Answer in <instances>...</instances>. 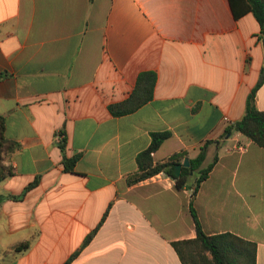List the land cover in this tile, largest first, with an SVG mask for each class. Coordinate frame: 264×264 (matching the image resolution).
Returning a JSON list of instances; mask_svg holds the SVG:
<instances>
[{
	"label": "crops",
	"instance_id": "crops-1",
	"mask_svg": "<svg viewBox=\"0 0 264 264\" xmlns=\"http://www.w3.org/2000/svg\"><path fill=\"white\" fill-rule=\"evenodd\" d=\"M258 30L228 0H0V115L17 145L0 195L37 178L21 199L0 200V264H62L107 207L69 264H180L169 242L194 236L196 172L182 189L162 172L126 184L163 130L153 162L193 158L211 141L202 164H214L192 197L201 229L253 241L264 264V147L225 131L258 78ZM145 70L156 77L151 98L111 115ZM254 100L264 110V81ZM62 155H77L72 171Z\"/></svg>",
	"mask_w": 264,
	"mask_h": 264
},
{
	"label": "trees",
	"instance_id": "trees-1",
	"mask_svg": "<svg viewBox=\"0 0 264 264\" xmlns=\"http://www.w3.org/2000/svg\"><path fill=\"white\" fill-rule=\"evenodd\" d=\"M228 4L234 18H237L244 12L251 13L258 25L259 30L257 39L260 41L264 51V0H228ZM2 75L3 74L0 73V77ZM155 78L154 71H140L136 76L134 86L128 96L119 102L107 105L109 113L113 116L124 115L146 103L151 98ZM263 81L264 59L259 69L258 78L246 96L243 114L225 130L226 132L229 130L237 131L260 147H264V110H258L256 108L254 99L256 89ZM57 133L61 134V139L57 144L60 150L63 151L64 137L61 131ZM169 134L167 130L150 133L148 146L136 155L135 162L137 170L126 179V184H132L162 172L173 179L176 189H182L186 185L190 172H196V177L191 184V192L188 198V212L193 222L194 236L192 238L172 240L169 242L180 264H255L256 245L253 241L244 239L231 232L206 234L201 229L192 206V197L197 187L207 177L215 161V157H213L206 165L202 164L205 148L211 141L206 140L200 147L196 156L188 159V166L181 167L179 174L173 175V166L179 163L186 155L184 151L180 150L173 152L162 161L153 162L151 158V153L158 148ZM16 146L14 141L4 136V117L0 115V180L12 174L11 166L8 164V156ZM76 159L77 155L70 157L62 155L61 163L63 169L72 171ZM36 182L37 178H34L19 194L0 195V200L4 198L19 200L29 188L36 184ZM107 210L108 207L103 211L95 227L84 236L79 247L75 249L62 264H69L80 249L87 244L104 220ZM26 245L27 242H24L15 247H25Z\"/></svg>",
	"mask_w": 264,
	"mask_h": 264
},
{
	"label": "water",
	"instance_id": "water-1",
	"mask_svg": "<svg viewBox=\"0 0 264 264\" xmlns=\"http://www.w3.org/2000/svg\"><path fill=\"white\" fill-rule=\"evenodd\" d=\"M188 166V158L187 157H183L182 161L179 163H176L173 166V175H178L179 174V170L181 167H187ZM191 173V172H190Z\"/></svg>",
	"mask_w": 264,
	"mask_h": 264
},
{
	"label": "built area",
	"instance_id": "built-area-1",
	"mask_svg": "<svg viewBox=\"0 0 264 264\" xmlns=\"http://www.w3.org/2000/svg\"><path fill=\"white\" fill-rule=\"evenodd\" d=\"M223 120L228 121V119L226 117H223ZM54 139L58 143L60 141V139H61V135L60 134H56Z\"/></svg>",
	"mask_w": 264,
	"mask_h": 264
}]
</instances>
